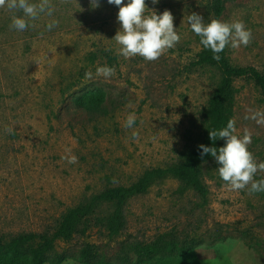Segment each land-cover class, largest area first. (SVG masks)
<instances>
[{"label":"rangeland","instance_id":"rangeland-1","mask_svg":"<svg viewBox=\"0 0 264 264\" xmlns=\"http://www.w3.org/2000/svg\"><path fill=\"white\" fill-rule=\"evenodd\" d=\"M209 1L145 0L146 14L172 13L181 37L152 62L119 54L113 39L120 29L119 8L107 0H99L97 8L90 0H51L53 14L29 21L26 31L11 28L13 13L0 9V236L41 233L66 208L105 188L127 186L148 168L172 165L203 141L201 109L219 72L210 66L187 68L201 47L188 16L195 12L207 23ZM53 20L59 23L48 30ZM220 20H242L252 32L248 46L227 47L230 61L264 72V0L228 1ZM102 50L114 57L111 66ZM103 66L114 67L115 75L96 76ZM233 85L235 134L242 137L247 130L248 150L257 163L264 162V124L246 118L264 112V96L247 78H235ZM95 89L105 92L107 102L121 94L123 101L92 118L79 98ZM131 113L136 121L126 128ZM70 155L78 162L68 163L64 157ZM218 167L214 158L202 164L205 197L168 175L126 201L121 228L80 225L81 232L56 241L44 264H154L189 251L200 264H264V192L230 190ZM254 179H264V172ZM100 209L114 211L107 204ZM160 232L175 235L178 250L137 258L134 243L151 241ZM89 247L94 254L84 260L80 253Z\"/></svg>","mask_w":264,"mask_h":264},{"label":"trees","instance_id":"trees-1","mask_svg":"<svg viewBox=\"0 0 264 264\" xmlns=\"http://www.w3.org/2000/svg\"><path fill=\"white\" fill-rule=\"evenodd\" d=\"M235 0H210L207 4V23L212 19L221 18L225 4ZM220 60L213 59L210 49L202 45L194 58L188 63V69L195 67L210 66L219 72V81L210 95L206 106L201 109V114L206 120L203 141L189 149L184 158L167 167H151L143 171L137 179L127 186H112L92 194L85 202H78L66 208L57 222L41 233L33 231L22 232L9 238L0 236V264H44L55 247L56 241L67 240L79 231L92 226L105 227L110 230L119 229L123 225V206L132 197L144 194L150 186L166 176L170 175L180 181L186 189H191L198 195L205 197L206 189L202 179V164L211 160V154L201 156L199 145L219 148L223 139L212 141L209 131L221 130L227 126L231 119V103L234 98L235 78H247L251 80L264 96V72L254 65L233 64L227 54V47L219 53ZM102 57L112 65L114 57L106 50H102ZM105 92L99 89L92 90L82 97V108L90 117H99L108 114L109 106L115 102L123 101V94L108 99ZM121 98V99H119ZM114 207L109 214L101 213V205ZM179 239L173 234L160 232L154 239L148 242H135L133 250L139 259H154L157 256L173 254L178 250ZM94 254L91 247L82 250L80 257L89 260ZM144 264V263H143ZM154 264H200L199 258L194 251H189L184 257L171 261L160 260Z\"/></svg>","mask_w":264,"mask_h":264},{"label":"clouds","instance_id":"clouds-1","mask_svg":"<svg viewBox=\"0 0 264 264\" xmlns=\"http://www.w3.org/2000/svg\"><path fill=\"white\" fill-rule=\"evenodd\" d=\"M109 4L119 8L117 21L120 29L116 32L114 40L120 46L118 51L125 58L140 56L145 61L158 60L167 50H170L179 43L181 37L174 27V17L169 10L157 14L149 10L145 0H107ZM153 4L159 0H152ZM92 8L99 7V0H90ZM0 9H7L12 12L10 27L16 31H26L32 25L29 21L37 20L41 14L51 16L54 7L51 0H0ZM53 20L48 25V30L58 25ZM188 23L191 30L200 37V43L205 49H210L213 59L219 61L221 53L226 47L238 49L241 46H248L252 40V32L246 27L242 20L225 22L219 19H212L209 23L204 22V17L193 12L188 16ZM115 75L114 67H98L96 76L111 78ZM87 79H93L92 72H86ZM257 124H264V112L256 111L249 117ZM136 116L131 113L125 121L126 128H133ZM236 122L230 119L227 126L221 130L209 131V138L212 141L217 139L225 140V144L218 149L199 145L201 156L211 154L219 165L217 171L219 177L227 184L230 190L240 191L247 189L248 192H264V179L255 180L258 172H264V162L257 163L253 154L248 150L251 143V134L245 130L243 136L236 135ZM12 132L13 129H7ZM136 133L133 132V136ZM64 159L70 164L78 162L74 155L66 156Z\"/></svg>","mask_w":264,"mask_h":264}]
</instances>
